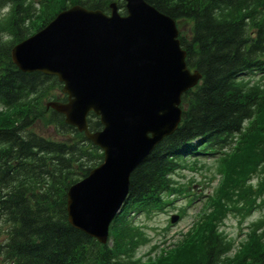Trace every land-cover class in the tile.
<instances>
[{
  "label": "trees",
  "instance_id": "16d2710c",
  "mask_svg": "<svg viewBox=\"0 0 264 264\" xmlns=\"http://www.w3.org/2000/svg\"><path fill=\"white\" fill-rule=\"evenodd\" d=\"M111 1L123 14L122 0H0V264H142L133 254L147 239L134 218L161 211L181 193L172 174L203 157L216 162L220 178L200 222L187 240L143 264H264V83L246 78L264 77V0H144L175 21L185 65L200 80L180 96L176 129L130 173L106 243L67 222L65 192L102 152L45 108L65 100L56 78L19 71L9 49L61 9L108 13ZM86 122L100 129L92 113ZM255 210L263 213L232 251L217 231L220 219L244 220Z\"/></svg>",
  "mask_w": 264,
  "mask_h": 264
},
{
  "label": "water",
  "instance_id": "95a60500",
  "mask_svg": "<svg viewBox=\"0 0 264 264\" xmlns=\"http://www.w3.org/2000/svg\"><path fill=\"white\" fill-rule=\"evenodd\" d=\"M123 1L124 15L114 2L108 14L72 5L9 51L19 71L56 77L66 101L45 106L102 150L101 163L65 195L68 223L100 243L130 173L176 129L179 97L200 77L186 68L170 17L144 0ZM88 112L100 130L88 131Z\"/></svg>",
  "mask_w": 264,
  "mask_h": 264
},
{
  "label": "rangeland",
  "instance_id": "374dc122",
  "mask_svg": "<svg viewBox=\"0 0 264 264\" xmlns=\"http://www.w3.org/2000/svg\"><path fill=\"white\" fill-rule=\"evenodd\" d=\"M5 10L6 8L0 10V19L3 18ZM247 78L255 81L259 80L260 76L250 75ZM261 80L264 81V78ZM38 131L48 136H55L51 129L38 128ZM184 165L186 168L175 171L171 176L181 193L168 196L169 202L161 211H153L149 217L139 215L134 218V223L140 226L147 239L144 244L136 248L133 254L134 261L143 264L156 257L159 259L173 247L187 240L188 235L194 232L200 222L206 196L213 193L220 178L216 172V162L211 158L203 157L199 158L195 165L188 160ZM263 211L255 210L244 220L231 214L227 216L225 214L220 219L217 231L231 242L232 251L239 250L240 243L246 240V226L250 221L258 219ZM171 215L178 216L173 224L169 223ZM193 237L194 235L189 239Z\"/></svg>",
  "mask_w": 264,
  "mask_h": 264
},
{
  "label": "bare ground",
  "instance_id": "6f19581e",
  "mask_svg": "<svg viewBox=\"0 0 264 264\" xmlns=\"http://www.w3.org/2000/svg\"><path fill=\"white\" fill-rule=\"evenodd\" d=\"M118 12H119V11H118ZM124 13H125V9H124ZM45 108H47V107L45 106ZM126 199H127V197L125 198L124 203L122 204V206L125 204Z\"/></svg>",
  "mask_w": 264,
  "mask_h": 264
}]
</instances>
